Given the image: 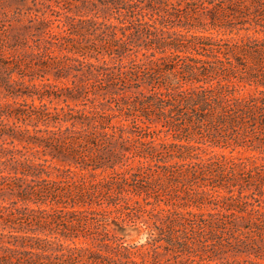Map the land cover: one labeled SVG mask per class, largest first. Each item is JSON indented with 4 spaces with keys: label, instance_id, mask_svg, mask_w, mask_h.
Here are the masks:
<instances>
[{
    "label": "trees",
    "instance_id": "obj_1",
    "mask_svg": "<svg viewBox=\"0 0 264 264\" xmlns=\"http://www.w3.org/2000/svg\"><path fill=\"white\" fill-rule=\"evenodd\" d=\"M0 264H264V0H0Z\"/></svg>",
    "mask_w": 264,
    "mask_h": 264
}]
</instances>
